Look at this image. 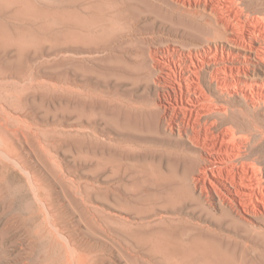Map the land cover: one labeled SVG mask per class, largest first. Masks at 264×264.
<instances>
[{"label":"bare ground","instance_id":"6f19581e","mask_svg":"<svg viewBox=\"0 0 264 264\" xmlns=\"http://www.w3.org/2000/svg\"><path fill=\"white\" fill-rule=\"evenodd\" d=\"M20 3L62 24L68 140L127 215L117 239L183 264H264V0ZM152 8L192 44L158 41Z\"/></svg>","mask_w":264,"mask_h":264},{"label":"rangeland","instance_id":"374dc122","mask_svg":"<svg viewBox=\"0 0 264 264\" xmlns=\"http://www.w3.org/2000/svg\"><path fill=\"white\" fill-rule=\"evenodd\" d=\"M21 9L20 0H0V264H183L117 239L127 215L99 195L103 181L85 177L93 165L68 140L75 116L62 24L30 11L22 18ZM162 13L152 8L143 19L157 40L192 44L198 32Z\"/></svg>","mask_w":264,"mask_h":264}]
</instances>
